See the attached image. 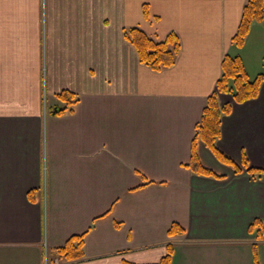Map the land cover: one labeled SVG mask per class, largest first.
<instances>
[{"label": "crops", "instance_id": "1", "mask_svg": "<svg viewBox=\"0 0 264 264\" xmlns=\"http://www.w3.org/2000/svg\"><path fill=\"white\" fill-rule=\"evenodd\" d=\"M248 1L0 0V264H157L169 244L174 264H264L249 231L264 172L247 171L264 170V81L242 103L218 92L232 109L217 144L242 171L202 140L219 177L189 167L225 56L264 74V21L233 42ZM135 27L176 33L175 63H143ZM80 235L83 255L61 257Z\"/></svg>", "mask_w": 264, "mask_h": 264}, {"label": "trees", "instance_id": "2", "mask_svg": "<svg viewBox=\"0 0 264 264\" xmlns=\"http://www.w3.org/2000/svg\"><path fill=\"white\" fill-rule=\"evenodd\" d=\"M255 21H264V0L248 1V4L243 10L238 31L233 38V42L237 46L244 44ZM126 37L135 46L140 60L154 70H161L172 66L180 50V41L176 33H170L165 39L157 40L135 27L126 32ZM263 81L264 74H259L251 79L241 57L232 55L225 56L222 63V75L217 81L216 90L208 97L201 121L196 126L191 161L189 163V167L193 172L200 175L219 177L200 160L197 151L198 140H202L219 161L232 166L236 172L241 171L240 167L222 152L217 144L221 136L222 117L225 114H229L232 109V104L230 103L224 105L219 103L218 92L230 93L235 102L242 103L258 97ZM59 95L67 102L68 106L76 102L72 92L63 91ZM243 165L248 167V162L245 157L243 159ZM248 171L251 173L264 172L262 169L252 167H248ZM180 229V226L175 223L171 226L169 234L172 235ZM249 231L251 233L255 232L256 239L264 241V224L260 220H254L249 227ZM83 243V235L74 236L67 241L65 246L58 249V253L61 257L67 259L80 258L83 255ZM172 254L173 246L169 244L165 255L157 264H174Z\"/></svg>", "mask_w": 264, "mask_h": 264}, {"label": "rangeland", "instance_id": "3", "mask_svg": "<svg viewBox=\"0 0 264 264\" xmlns=\"http://www.w3.org/2000/svg\"><path fill=\"white\" fill-rule=\"evenodd\" d=\"M242 166L245 168V166L242 164ZM240 167V170L242 171V167L241 166H239ZM241 171H239V172H241ZM247 171H248V169H247ZM249 172V171H248ZM256 172H254V174H255ZM257 220V219H256ZM254 234H255V232H254ZM257 241H261V239H257ZM57 261V260H56Z\"/></svg>", "mask_w": 264, "mask_h": 264}, {"label": "built area", "instance_id": "4", "mask_svg": "<svg viewBox=\"0 0 264 264\" xmlns=\"http://www.w3.org/2000/svg\"><path fill=\"white\" fill-rule=\"evenodd\" d=\"M46 264H48V262H46Z\"/></svg>", "mask_w": 264, "mask_h": 264}]
</instances>
